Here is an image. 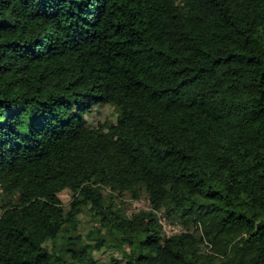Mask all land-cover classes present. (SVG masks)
<instances>
[{"label": "trees", "instance_id": "1", "mask_svg": "<svg viewBox=\"0 0 264 264\" xmlns=\"http://www.w3.org/2000/svg\"><path fill=\"white\" fill-rule=\"evenodd\" d=\"M0 264H264V0H0Z\"/></svg>", "mask_w": 264, "mask_h": 264}, {"label": "rangeland", "instance_id": "2", "mask_svg": "<svg viewBox=\"0 0 264 264\" xmlns=\"http://www.w3.org/2000/svg\"><path fill=\"white\" fill-rule=\"evenodd\" d=\"M95 115L93 117H91L92 122L94 123H98V125L102 126L104 124H109L111 122H113L116 119L115 113L113 108L110 106V104L104 103L101 104L97 107H95L94 109ZM107 191H109V189H107ZM59 198L62 201V203L64 205H68L69 202L71 201V191L65 189L62 190L61 192H59ZM122 201L124 202V210L125 213L127 215H131L132 213L140 210V209H148L149 205H148V201L147 199H145L144 197H142L141 199H130L128 197H123ZM88 216L87 214H83L81 216V221H82V226L84 228H87L89 226V221H88ZM163 229H164V233L166 234H170L173 231H177L178 228L177 227H171L167 224L163 225ZM125 249L130 252V254L133 253L134 248L131 245V243H128L126 245H124ZM113 253V255H115L116 257H120L121 253L117 252V251H113L108 249L107 247L104 249L103 252H97L96 253V257L100 260V261H106L109 258V255Z\"/></svg>", "mask_w": 264, "mask_h": 264}, {"label": "built area", "instance_id": "3", "mask_svg": "<svg viewBox=\"0 0 264 264\" xmlns=\"http://www.w3.org/2000/svg\"><path fill=\"white\" fill-rule=\"evenodd\" d=\"M160 222L164 225L165 224V218H164V216H162L161 218H160Z\"/></svg>", "mask_w": 264, "mask_h": 264}]
</instances>
